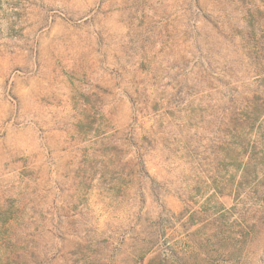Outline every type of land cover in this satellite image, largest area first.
Returning a JSON list of instances; mask_svg holds the SVG:
<instances>
[{
    "label": "rangeland",
    "instance_id": "374dc122",
    "mask_svg": "<svg viewBox=\"0 0 264 264\" xmlns=\"http://www.w3.org/2000/svg\"><path fill=\"white\" fill-rule=\"evenodd\" d=\"M0 264H264V0H0Z\"/></svg>",
    "mask_w": 264,
    "mask_h": 264
}]
</instances>
